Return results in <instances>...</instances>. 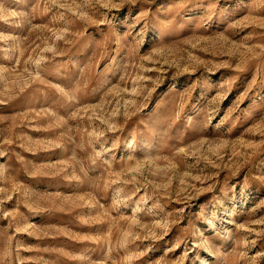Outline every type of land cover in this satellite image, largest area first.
<instances>
[{
    "label": "rangeland",
    "instance_id": "1",
    "mask_svg": "<svg viewBox=\"0 0 264 264\" xmlns=\"http://www.w3.org/2000/svg\"><path fill=\"white\" fill-rule=\"evenodd\" d=\"M0 264H264V0H0Z\"/></svg>",
    "mask_w": 264,
    "mask_h": 264
}]
</instances>
